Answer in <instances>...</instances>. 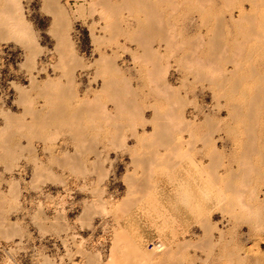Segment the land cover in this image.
Masks as SVG:
<instances>
[{
	"label": "rangeland",
	"instance_id": "rangeland-1",
	"mask_svg": "<svg viewBox=\"0 0 264 264\" xmlns=\"http://www.w3.org/2000/svg\"><path fill=\"white\" fill-rule=\"evenodd\" d=\"M0 264H264V0H0Z\"/></svg>",
	"mask_w": 264,
	"mask_h": 264
},
{
	"label": "bare ground",
	"instance_id": "bare-ground-1",
	"mask_svg": "<svg viewBox=\"0 0 264 264\" xmlns=\"http://www.w3.org/2000/svg\"><path fill=\"white\" fill-rule=\"evenodd\" d=\"M243 13V12H242Z\"/></svg>",
	"mask_w": 264,
	"mask_h": 264
}]
</instances>
